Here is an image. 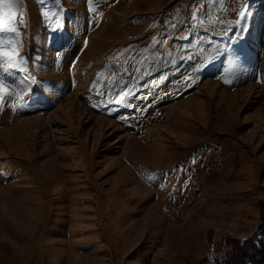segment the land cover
I'll return each instance as SVG.
<instances>
[{"label":"rangeland","instance_id":"1","mask_svg":"<svg viewBox=\"0 0 264 264\" xmlns=\"http://www.w3.org/2000/svg\"><path fill=\"white\" fill-rule=\"evenodd\" d=\"M0 24V264H226L264 226V0Z\"/></svg>","mask_w":264,"mask_h":264},{"label":"trees","instance_id":"2","mask_svg":"<svg viewBox=\"0 0 264 264\" xmlns=\"http://www.w3.org/2000/svg\"><path fill=\"white\" fill-rule=\"evenodd\" d=\"M229 246L232 247V254L224 263L264 264V226L257 229L245 242L231 241Z\"/></svg>","mask_w":264,"mask_h":264},{"label":"snow or ice","instance_id":"3","mask_svg":"<svg viewBox=\"0 0 264 264\" xmlns=\"http://www.w3.org/2000/svg\"><path fill=\"white\" fill-rule=\"evenodd\" d=\"M3 3H6L9 5V7L11 8V0H2ZM90 10H91V6H90ZM241 15H244L243 13H241ZM3 25L0 24V27H2ZM5 55H9L11 56L12 54L11 53H5Z\"/></svg>","mask_w":264,"mask_h":264}]
</instances>
